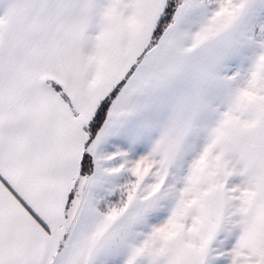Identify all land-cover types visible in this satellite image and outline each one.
<instances>
[{
	"label": "snow or ice",
	"instance_id": "obj_1",
	"mask_svg": "<svg viewBox=\"0 0 264 264\" xmlns=\"http://www.w3.org/2000/svg\"><path fill=\"white\" fill-rule=\"evenodd\" d=\"M0 264H264V0H0Z\"/></svg>",
	"mask_w": 264,
	"mask_h": 264
}]
</instances>
